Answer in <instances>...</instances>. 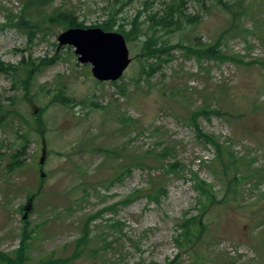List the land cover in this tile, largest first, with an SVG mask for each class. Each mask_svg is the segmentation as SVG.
Returning a JSON list of instances; mask_svg holds the SVG:
<instances>
[{
    "label": "rangeland",
    "instance_id": "1",
    "mask_svg": "<svg viewBox=\"0 0 264 264\" xmlns=\"http://www.w3.org/2000/svg\"><path fill=\"white\" fill-rule=\"evenodd\" d=\"M28 1L0 0V63L16 67L0 71V250L16 252L29 224L23 264H264V0H247L239 30L229 33L231 17L212 0H185L200 22L158 31L172 50L157 63L141 43L153 32L148 18L164 15L172 0H49L24 10ZM56 9L86 26L116 11L115 30L129 31L139 18L143 34L127 42L132 62L116 84L98 82L74 47L59 45L62 27L47 26L29 42L14 26L24 14L41 22ZM222 34L223 60L175 48L189 37L185 47L206 51ZM57 52L56 63L28 78L27 61L38 65ZM202 111L209 115H196ZM195 115L198 128L241 161L243 179L237 201L214 205L201 218L202 234L180 247V224L200 210L194 179L213 184L219 198L228 188L215 179L223 166L198 139ZM165 148L164 159H152ZM161 180L164 195L153 201L147 193Z\"/></svg>",
    "mask_w": 264,
    "mask_h": 264
},
{
    "label": "trees",
    "instance_id": "2",
    "mask_svg": "<svg viewBox=\"0 0 264 264\" xmlns=\"http://www.w3.org/2000/svg\"><path fill=\"white\" fill-rule=\"evenodd\" d=\"M49 0H29L26 3V6L24 10L27 8L30 9V7H38V4L44 5ZM166 4L164 15L162 16H150L148 18V21L150 23L149 29H152V33L145 34V39L142 41V53L146 56V59L148 62L150 60H156V63L163 59L164 56H166L172 48H170L169 45H167L166 42L161 41L159 37L157 36L158 31H167L169 33H175L176 31L183 30L186 26L188 27H197L200 19L199 16L196 15H190L187 13V11L184 9L185 0H172L171 2H164ZM247 0H212V5L214 7L221 8L224 12H226L231 17V29L228 28L226 30V33H229L231 31H237L240 27V20L241 17H243L245 10L244 6L246 5ZM146 6L147 3H146ZM207 7L206 11H212V7ZM148 8V7H146ZM246 14V13H245ZM117 12H110L109 17L106 21L102 22L101 24H94L91 26H86L84 21H80L79 18L74 16V13L65 12L62 9H56L53 14L45 15L41 22H36L33 18H28L24 14L22 18H19L18 22L14 24L15 27H17L23 34L28 36L29 42L33 41L35 37L39 34H42L44 31V28L49 26H57L62 27L63 30L71 29V28H82V29H88V28H101L102 30L106 32H112L117 31L120 34L124 35L127 42H131L134 39L139 38L140 33H142L141 28L139 27L138 17H135V19L130 24L132 28L129 31H126V26L123 24H120L118 27V30H115V27L117 26ZM175 31V32H174ZM225 38V34H222L221 37L212 45H210L206 51H202L198 48V45L193 44L192 47H185L183 43H187L189 41V37H185V40H181L175 48H181L185 49L188 54L196 55L197 57L200 55H204V57L212 60H223L227 57L223 53V39ZM169 55V54H168ZM60 55L58 52L54 55L53 58H45L41 61L40 64L36 65L35 63H29L27 61L26 64V71L28 73V78L31 77L34 73H39L42 68L48 67L54 63H56L59 59ZM25 60H22L21 65L25 64ZM149 64L150 70L154 71V67L157 64ZM22 68L25 69V66ZM150 70L149 74L150 75ZM0 71L6 74H9L10 72L16 71V67L7 65L5 63H0ZM33 71V72H32ZM31 72V74H30ZM146 74L147 71H144ZM31 75V76H30ZM25 82L23 81V84ZM113 84H116V82H113ZM61 103H64V100H60ZM3 107L0 106L1 116H0V124L1 120L4 118V112ZM211 113V112H210ZM196 115H209V112L202 111L199 112ZM196 115L192 119V121L195 123L196 127V133L198 135V139L203 142L205 145H211L215 151L217 152V158L221 161L223 169L222 172L218 169L217 172L214 173L215 179L217 182L220 183L221 187H228L226 194L219 198L220 190L217 189L213 184L208 183L206 180H201L198 177H196L195 184L196 188L202 198L200 200V210L198 215L186 218L182 224H180V232L178 230V234L176 237V242L179 244L180 247H184V245H190L191 240L192 243L194 239L199 237L202 232L205 230L206 223L203 224L201 218L209 212V210L216 204H228L230 201H237V190L238 186L241 183V174L240 173V165L241 161L237 160V158H234V156L230 155L228 152V149L221 147L220 141L218 138H216L212 134H207L203 131H201L198 128V124L196 123ZM168 149L165 148L162 153L164 154V157L161 158H152L155 161H160L165 158V154L167 153ZM107 153H110V151H107ZM21 157V151L18 150L13 155V161L12 166L14 168H17L20 166L21 161L19 160ZM143 157L141 160L134 158L133 161L136 162L135 165H142ZM146 160V158L144 159ZM169 168L168 171L171 173H180L181 167L177 166L176 164H168ZM133 167V165L130 166L129 170ZM227 177L229 178V181L227 180ZM119 179V178H118ZM117 180V179H116ZM158 183V178L152 179V184ZM164 180H161V184L156 189L154 186L151 190L148 191L147 197L152 199L153 201H159L164 195ZM220 199V200H218ZM130 198H127L123 203H129ZM118 204V203H117ZM116 204V205H117ZM114 209V206H111L109 210ZM102 211L97 212L94 216H91L89 220L93 218H97L100 216ZM24 228V235L21 237V243L16 250V252L12 253H5L0 250V264H23L25 261L28 260V257L26 256V249L27 245L26 243L30 240V231L28 230V225ZM89 224H86V231L84 233V236L79 239V246L81 243H86L89 237ZM179 239V240H178ZM13 253H16L17 257L13 256Z\"/></svg>",
    "mask_w": 264,
    "mask_h": 264
},
{
    "label": "water",
    "instance_id": "3",
    "mask_svg": "<svg viewBox=\"0 0 264 264\" xmlns=\"http://www.w3.org/2000/svg\"><path fill=\"white\" fill-rule=\"evenodd\" d=\"M58 42L60 46L74 47L78 62L90 64L92 75L98 82L119 81L132 62L126 38L118 32L71 28L60 34Z\"/></svg>",
    "mask_w": 264,
    "mask_h": 264
}]
</instances>
